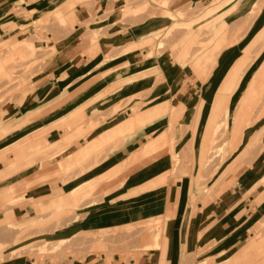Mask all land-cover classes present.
<instances>
[{
    "label": "rangeland",
    "instance_id": "1",
    "mask_svg": "<svg viewBox=\"0 0 264 264\" xmlns=\"http://www.w3.org/2000/svg\"><path fill=\"white\" fill-rule=\"evenodd\" d=\"M96 2L0 0V164L14 163L4 174L0 171V188L6 186V191L0 193V208L23 204L27 209L26 214L13 220H0V263L26 260L32 264H54L101 255L108 259H138L157 248L160 252L156 264H217L223 260L230 264L233 260L239 261L237 264H264V179L249 193L255 192L250 202L255 218L243 246L255 242L251 249H221V243L212 236L213 240H205L195 248H184L181 243L174 250V258L168 260L166 233L172 210H197L199 203L214 201L220 193L227 192V186L232 188L226 178L249 165L264 150V0H196L174 11L169 10L168 0H119L124 7L119 14L94 11ZM75 7L89 11L82 26L89 35L86 39L92 43L112 33V24L121 18L131 24L130 31L148 27L139 41L124 51L134 49L131 46L136 44L135 49H147L151 58L169 53L177 66L190 70L200 81H210L214 76L215 82L219 80L216 89L215 82L207 86L204 99L193 109L185 111V107L171 105L168 121L158 122L146 137L149 142L137 158L154 153L147 160L162 162L161 168L167 170L152 187L145 186L137 193L129 190L119 196V188L126 182L119 175L126 172L129 160L118 167L122 169L120 174L112 172L115 168L103 174L101 153L78 160L73 153L78 140L85 142L106 121V116L93 121L94 115L116 102L119 92L113 88L100 91L96 96L89 95L71 114L61 112L72 99L85 95L88 83L93 81L87 80L93 75L80 78L84 83L78 89L76 83L67 85L65 74L57 80L54 71L62 65L61 60H67L63 55L69 57L74 49L66 41L72 36L70 14ZM4 18L10 23L26 24L17 30L19 37L11 43L3 42L11 37L8 28L1 25ZM225 55L235 56L223 58ZM112 60L108 56L104 59L106 63ZM221 66L220 74L217 71ZM155 73L160 82L159 71ZM45 76L59 82L61 90L54 96L56 102L37 107L27 116L33 108L32 100L24 121L6 116L7 103H17L33 92L34 81ZM161 92L166 93L157 96ZM170 92L158 88L127 95L126 105H120L123 101L112 105L111 113L126 108L135 113L158 101H174ZM246 98L250 100L249 108L236 125L234 118L240 116ZM206 116V132L199 145V130L205 127ZM16 134L18 138L14 137ZM232 161L237 162L231 168ZM50 166L58 168L57 177L64 188L76 182L89 183L68 189L65 202L62 201L65 207H59L60 202L53 199L31 194L32 186L46 178H34L32 182L23 179L24 173ZM151 188L155 191L147 192ZM150 196L154 202L145 199ZM121 203H128L130 213L141 208L147 214L156 211L153 215L127 218L119 217L120 213L127 214L124 206L106 215L93 211L101 207L110 210ZM30 217L33 219L27 222Z\"/></svg>",
    "mask_w": 264,
    "mask_h": 264
},
{
    "label": "crops",
    "instance_id": "2",
    "mask_svg": "<svg viewBox=\"0 0 264 264\" xmlns=\"http://www.w3.org/2000/svg\"><path fill=\"white\" fill-rule=\"evenodd\" d=\"M120 1L127 2L128 0ZM193 1L196 0H168V8L169 10L174 11ZM93 10H102L103 12L119 14L123 12L124 7L119 3V0H97L96 4L93 6ZM88 13L89 11L85 7H75V12L70 14L72 36L66 42H69L68 44L74 49L70 51L69 57L63 55L67 60L63 61L60 59L62 65L58 68L55 67L54 71L57 80H59L58 77L60 75L65 74L67 85L69 83H76V88L78 89L81 88L80 86L84 83L79 81L80 78L93 75V77L87 79L89 81L93 79V81L92 83H88L87 88L89 91L85 95L77 99H72V101H70L66 108L61 112L71 114L75 111L76 107L78 108L79 105L83 104L82 102L85 101L89 95L96 96L100 91L113 88L118 89L119 92L117 96L118 100L116 102L111 103L107 109L104 108L102 111L94 115L93 121L99 120L101 116H103V118L106 116V121L101 126H98L97 129H94V131L88 135V139L85 142L82 139L78 140V146L73 153L76 154L77 160L82 157H87V159H89L96 153H101V159H103V161L100 166H102L103 174H107L111 168H115V171L112 172L120 174L122 169L118 167H120L125 160H129L125 164V167L128 166L126 167L128 169L125 173L119 175V177H125L126 179V182H124L122 186L127 185L128 187L126 189H120L121 186L119 191L122 192H119V196L123 195V193H127L129 190L133 192L142 191L145 186L152 187L150 185H154V181L158 182L160 175L167 170L161 168L163 166L162 162L147 160L154 153L147 155L146 157L142 156L139 159L137 158L141 154L144 145L149 142H146V137L154 131L155 126H158L156 125L158 122L168 121L171 105H173V107H185V111L193 109V107L199 105L200 102H202V99H204V92L206 91L207 86L215 82V76L210 81L202 82L194 73L190 72V70L186 71L184 67L177 66L169 53L159 57L153 56L151 58L148 57V50L145 48L124 51L129 44L139 41V37L148 31V27H146L147 29L134 28L133 31H130L131 24L120 21V16V19L112 24L115 26L113 30L111 29L112 33H109L107 37L104 36L92 43L89 41L90 39H86L89 35L85 34L82 26V19L86 18ZM1 25L6 26L11 32L10 39L4 40L3 42L11 43L14 39L19 37L17 30L23 29L26 24L23 23V21L10 23L4 18ZM120 30L124 32L122 33ZM23 41L25 40L23 39L14 44L12 48L21 44ZM107 56L113 58L109 63L104 61ZM234 56L235 55H225L223 58H233ZM99 65L101 66L99 67ZM1 67L2 66H0V68ZM156 70L159 71L162 77L160 82L157 78L158 73H155ZM102 73L107 74L104 77H99ZM217 73H223V66H221ZM54 80L56 81L55 78L47 76L35 80V86L33 88L34 93L31 90L23 98H20L17 103H7V106H5L6 110H4L5 115L10 116V119L13 120L23 119L24 121L27 116L37 110V107L51 104L54 101L56 102L54 96L57 95L56 93L61 89H59V82H53ZM218 82L219 80L215 82V89L217 88ZM158 88L161 90L165 89V91H172L170 94L174 101L170 102L168 98L152 103L148 107L141 108L135 113L129 108H126L112 115V105L120 103L121 101L123 102L120 105H126L125 101L127 95H132L133 93L136 94L146 89ZM51 92H53L52 95H50ZM165 93L166 92H161L157 96L164 95ZM252 93H254V90L251 92V97L253 96ZM31 95H33L32 99L30 98ZM32 100L33 108H30L31 110L29 109L30 112L26 116L25 112L29 108ZM24 116L26 117L23 118ZM205 122V127H203V129L200 128L199 130L201 132L199 135V145L202 144L201 142L206 132L208 122L207 116L205 117L204 123ZM14 137L18 138V134ZM236 162L237 161L231 162V168ZM13 165L14 163L12 162H8L6 165L2 163L0 164V171L4 174ZM26 170L27 168L23 169V171ZM57 173L58 168L56 166H50L45 169H40L39 171L35 170L33 173H24L23 179L25 182H32L34 178H46L43 182L32 186V189L34 190L31 194L36 198L45 197V199L50 198L53 199V201L62 202L67 196L68 189L83 184H77L76 182V185L75 183H72L66 185V188H64L59 177H57ZM263 175L264 150L258 152L249 165L242 167L234 175L226 178V182H231L232 188L229 189L227 186V192L220 193L215 197L214 201H208L205 204L199 203L197 210L179 208L172 210L174 214H172V219L168 221L166 226L168 248L170 250L168 260L174 258V250L178 248L181 243L184 248L190 249L192 246L195 248L200 246L205 240H213L212 236L216 237L214 238L215 242L221 243L218 246L221 249H229L230 247H235L238 251L241 249H251V247L255 245V242H253V244L251 243L252 245L246 244L245 247L243 246V241L249 234L250 228L253 227L255 218L250 204V202L254 200L255 192L253 191V194L249 193L255 186L261 184V180L264 179ZM87 184L89 183H86L83 186H86ZM9 186L10 183L7 181V188ZM5 189L6 186L0 188V193H4L6 191ZM154 191L155 190L151 188L147 192L152 193ZM152 197L153 196L146 197L145 199L148 198V202H154L155 200H153ZM119 201H122V197L119 198ZM121 206H124L127 212L126 215H121L120 213L119 217L121 216V218H127L128 216H141L144 214L153 215V212L156 211L154 210L150 214H147V212L141 208L130 213L127 210L128 203H121L110 210H105L106 207H101L102 209L96 208L93 209V211L98 215H106L117 209H119L117 211H120L119 207ZM262 206L263 205H261V207ZM26 210L27 209L23 204L18 205L17 207L13 205L6 208L1 207L0 220H13L22 214H26ZM30 219H33V217H30L27 222H29ZM156 249L157 248H151V252L148 254L143 253L138 259L129 258L124 260L118 257L108 259L104 255H101L87 260L73 261L72 259H68L54 264H156V259L160 252L156 251ZM219 262L220 263L217 264H230L227 262L224 263V260ZM238 262L239 261L233 260L231 264H237ZM255 262L256 260L253 263ZM32 263L33 262L24 260L23 262L10 261L0 264Z\"/></svg>",
    "mask_w": 264,
    "mask_h": 264
},
{
    "label": "bare ground",
    "instance_id": "3",
    "mask_svg": "<svg viewBox=\"0 0 264 264\" xmlns=\"http://www.w3.org/2000/svg\"><path fill=\"white\" fill-rule=\"evenodd\" d=\"M142 41V40H141ZM135 45L136 44H133L131 47H133L134 46V50H135ZM137 46V45H136ZM137 49V48H136ZM249 97H251V93H250V95H248ZM243 104H242V108H241V114H240V116H238L237 118H234V120L236 119V121H235V123H236V125H237V123H238V121H239V119H240V117H241V115H243L242 113H245L246 111H247V109L249 108V105H250V100L249 99H245L243 102H242ZM251 147V146H250ZM58 206L60 207V206H62V207H65L66 205L65 204H63V202H60L59 204H58ZM63 210V209H62ZM77 219V218H76ZM73 220V219H72ZM86 236V235H85ZM154 239V238H153ZM155 240V239H154ZM160 240V239H159ZM156 243H157V240L155 241ZM154 242V243H155ZM159 242V241H158ZM160 243V242H159ZM162 244V243H161ZM54 246V245H53ZM157 246V245H156Z\"/></svg>",
    "mask_w": 264,
    "mask_h": 264
}]
</instances>
